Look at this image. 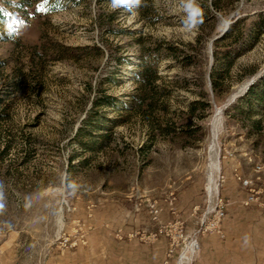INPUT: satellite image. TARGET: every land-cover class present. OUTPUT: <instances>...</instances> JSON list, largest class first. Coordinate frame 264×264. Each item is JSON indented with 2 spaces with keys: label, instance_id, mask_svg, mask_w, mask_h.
<instances>
[{
  "label": "rangeland",
  "instance_id": "1",
  "mask_svg": "<svg viewBox=\"0 0 264 264\" xmlns=\"http://www.w3.org/2000/svg\"><path fill=\"white\" fill-rule=\"evenodd\" d=\"M214 1L0 0V264L257 258L264 102L241 100L264 79V0Z\"/></svg>",
  "mask_w": 264,
  "mask_h": 264
},
{
  "label": "trees",
  "instance_id": "2",
  "mask_svg": "<svg viewBox=\"0 0 264 264\" xmlns=\"http://www.w3.org/2000/svg\"><path fill=\"white\" fill-rule=\"evenodd\" d=\"M222 0H215L214 5L216 8L220 7ZM260 30H264V25H260ZM142 52H146V49L143 48ZM192 58H185L182 61L183 67L186 68L188 65L192 62ZM252 72V71H251ZM158 73L156 71H153L152 68H150L148 65H144V70L139 76V81L141 87L139 88L140 91L143 92L142 98L140 99L141 105L144 103L145 99L148 97V93L151 92V89L153 91L155 90L154 83L156 79L158 78ZM211 80H212V86L215 93L221 88V82L216 78L217 74L215 73L214 69L211 71ZM195 84L198 83V81L194 82ZM199 96L202 97L204 100L206 98V94L203 92H199ZM135 96H132V99H134ZM253 100L263 101L264 102V79L257 82L255 85H253L249 90L247 95L241 100V103H244L246 106H251L253 104ZM111 99L104 97L102 102L106 105L111 104ZM132 103V100L129 102V104ZM124 102H121L120 105H123ZM210 108V105L206 101H198L190 107V114H195V111L198 109L207 111ZM236 110L239 112L242 111V108L240 106L235 107ZM260 122L253 123V127L256 130L260 129Z\"/></svg>",
  "mask_w": 264,
  "mask_h": 264
},
{
  "label": "built area",
  "instance_id": "3",
  "mask_svg": "<svg viewBox=\"0 0 264 264\" xmlns=\"http://www.w3.org/2000/svg\"><path fill=\"white\" fill-rule=\"evenodd\" d=\"M262 169V167L260 166H257V171L259 172L260 170ZM238 180L241 182V184L248 188L251 186V182L248 181V180H245V179H242L241 177H238ZM257 198L254 197V195H250L248 197V200H247V205L252 203V202H257ZM226 217V213L225 211L222 209V206L219 207L214 215H213V223H212V226H213V230H215L219 235H221V237H223V233L221 232V228H220V224L221 222L225 219Z\"/></svg>",
  "mask_w": 264,
  "mask_h": 264
},
{
  "label": "crops",
  "instance_id": "4",
  "mask_svg": "<svg viewBox=\"0 0 264 264\" xmlns=\"http://www.w3.org/2000/svg\"><path fill=\"white\" fill-rule=\"evenodd\" d=\"M257 249L258 254L256 259H248L246 260V264H264V242H258L256 244H252V247H248L247 249ZM244 261V259L242 258Z\"/></svg>",
  "mask_w": 264,
  "mask_h": 264
},
{
  "label": "water",
  "instance_id": "5",
  "mask_svg": "<svg viewBox=\"0 0 264 264\" xmlns=\"http://www.w3.org/2000/svg\"><path fill=\"white\" fill-rule=\"evenodd\" d=\"M262 79H263L262 75H260V76L256 77L255 79H253V80L247 85V87L245 88V91H248V90L250 89L251 86H253L258 80H262ZM241 96H242V94H241V95L234 96L233 99L231 100V103H230V104H232L237 98H240Z\"/></svg>",
  "mask_w": 264,
  "mask_h": 264
},
{
  "label": "clouds",
  "instance_id": "6",
  "mask_svg": "<svg viewBox=\"0 0 264 264\" xmlns=\"http://www.w3.org/2000/svg\"><path fill=\"white\" fill-rule=\"evenodd\" d=\"M121 2H122V0H113V6L115 7Z\"/></svg>",
  "mask_w": 264,
  "mask_h": 264
},
{
  "label": "snow or ice",
  "instance_id": "7",
  "mask_svg": "<svg viewBox=\"0 0 264 264\" xmlns=\"http://www.w3.org/2000/svg\"><path fill=\"white\" fill-rule=\"evenodd\" d=\"M40 7H42V6L38 5V8H40Z\"/></svg>",
  "mask_w": 264,
  "mask_h": 264
}]
</instances>
